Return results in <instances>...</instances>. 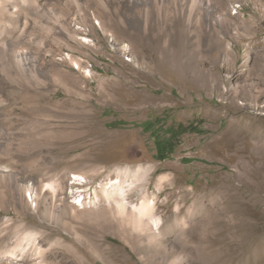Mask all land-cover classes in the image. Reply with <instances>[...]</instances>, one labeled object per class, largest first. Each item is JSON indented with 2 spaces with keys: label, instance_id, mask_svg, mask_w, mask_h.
Returning <instances> with one entry per match:
<instances>
[{
  "label": "rangeland",
  "instance_id": "rangeland-1",
  "mask_svg": "<svg viewBox=\"0 0 264 264\" xmlns=\"http://www.w3.org/2000/svg\"><path fill=\"white\" fill-rule=\"evenodd\" d=\"M183 1L30 0L40 24L3 50L34 31L45 80L0 65V264H259L264 0ZM118 177L132 201L142 187L155 199L166 238L113 216L104 188Z\"/></svg>",
  "mask_w": 264,
  "mask_h": 264
},
{
  "label": "bare ground",
  "instance_id": "bare-ground-1",
  "mask_svg": "<svg viewBox=\"0 0 264 264\" xmlns=\"http://www.w3.org/2000/svg\"><path fill=\"white\" fill-rule=\"evenodd\" d=\"M183 2L185 3L186 6L190 4L191 6L189 9L190 12L193 10L194 6L197 4V0H192V2H190V0H184ZM235 7L237 8L238 6L234 5V8ZM236 13L237 11L233 12V14H236ZM49 14H50V11L49 12L45 11L43 13V15L45 16L46 15L49 16ZM32 15H34V9L30 3V0H0V34L3 35L2 37H0V54H1L0 55V65H1V68L7 72L9 77L16 78L15 75H22L25 77H30L34 80L44 81L45 79H42L39 73H37L38 71L37 65H35V63H32L34 61H37L36 57L29 55V53L31 54L30 50L32 49V46L34 45L31 43L32 38L31 39L29 38L32 35L34 36V31L33 33L29 34L28 40H24L22 42L20 46V49L22 50L21 52H18L19 50L16 51L17 49L13 48L14 46H12V44H11L12 48L10 47V49L3 50V45L4 44L6 45V43H8L7 41L13 39L18 34L23 22H26L27 19L32 17L31 19L33 20L35 25L40 24L41 22L40 17L38 16L33 17ZM56 15L55 16L50 15L49 17L50 19H54ZM58 22L60 23V21ZM55 23H57V21H55ZM62 26H64V24H62ZM140 170L141 169H138L137 172H135L136 176H138V174L140 175ZM146 170L148 171L149 168L147 167ZM0 171H9V169L0 167ZM2 179H5V178L2 177ZM82 179L83 177L81 178V175L76 174L75 181H73V183L81 184ZM48 186L55 195V193L58 190L57 183L55 181H50L48 183ZM132 188H134V182L127 183L121 177H118L115 181H111L110 186L104 188L105 200L108 206L110 207V210L113 216L119 221V223L122 226L130 225V227L136 232L137 235H141L144 238L154 240V239L159 238V234H160V238H166L164 235L165 233L163 232V225H161L162 219L156 211L157 206H156L155 199L149 196L148 193L145 191V188L142 187L140 189V191H142L141 197L139 198L138 201L134 202L131 200V197H130V192L133 190ZM26 190L29 191L30 196L33 197V192H32L33 188L27 187ZM74 198L76 200L75 202L76 204H79L80 202V204L85 205L86 202H84L83 197L81 198V195L79 196L77 195ZM89 203H93L96 205L98 202L96 200H90ZM247 211H248V208L245 207V205L240 204L239 212L240 214L243 215V217H245V215L248 214ZM245 222H247V218ZM245 227L247 229V235H251V234L254 235V233H256L258 230L254 225L253 226L246 225ZM213 236L214 235L212 234L211 235L208 234L206 236V239L210 241L211 243L215 244L217 240L215 237H214L215 239L212 238ZM42 253H43V249L41 246H39L36 249V254L41 255ZM256 259L259 264L262 261L264 262V252L259 253V256H256ZM36 264H46V263L39 260V262Z\"/></svg>",
  "mask_w": 264,
  "mask_h": 264
},
{
  "label": "trees",
  "instance_id": "trees-1",
  "mask_svg": "<svg viewBox=\"0 0 264 264\" xmlns=\"http://www.w3.org/2000/svg\"><path fill=\"white\" fill-rule=\"evenodd\" d=\"M166 141H167V144L169 146L173 145V138L172 137H169L167 139H160V138H157L156 139V145H157V149H158V153L162 156V157H166L168 154L165 153V147L168 146L166 144ZM162 143L164 144V146H162Z\"/></svg>",
  "mask_w": 264,
  "mask_h": 264
}]
</instances>
